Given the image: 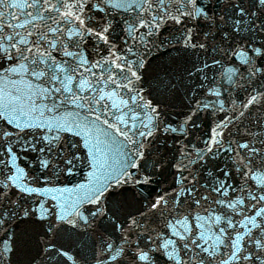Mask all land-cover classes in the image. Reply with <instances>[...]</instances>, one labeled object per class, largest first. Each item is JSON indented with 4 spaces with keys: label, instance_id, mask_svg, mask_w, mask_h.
I'll return each instance as SVG.
<instances>
[{
    "label": "snow or ice",
    "instance_id": "snow-or-ice-1",
    "mask_svg": "<svg viewBox=\"0 0 264 264\" xmlns=\"http://www.w3.org/2000/svg\"><path fill=\"white\" fill-rule=\"evenodd\" d=\"M0 264H264V0H0Z\"/></svg>",
    "mask_w": 264,
    "mask_h": 264
}]
</instances>
